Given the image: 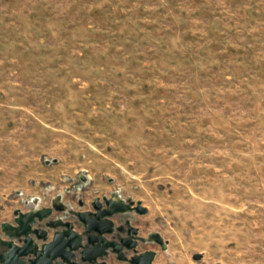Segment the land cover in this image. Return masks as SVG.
<instances>
[{
	"label": "rangeland",
	"instance_id": "rangeland-1",
	"mask_svg": "<svg viewBox=\"0 0 264 264\" xmlns=\"http://www.w3.org/2000/svg\"><path fill=\"white\" fill-rule=\"evenodd\" d=\"M116 196L152 264H264V0H0V223Z\"/></svg>",
	"mask_w": 264,
	"mask_h": 264
},
{
	"label": "flooded vegetation",
	"instance_id": "flooded-vegetation-1",
	"mask_svg": "<svg viewBox=\"0 0 264 264\" xmlns=\"http://www.w3.org/2000/svg\"><path fill=\"white\" fill-rule=\"evenodd\" d=\"M120 199L123 200V206L128 207L127 210H116L110 215H100L115 208L116 205H111L109 202L117 203ZM138 206L139 204L134 203V201H127L118 196L109 199L94 198L89 203L78 200L77 208L63 200L55 201L51 205L40 206L15 214L13 221L0 223V242L24 245L25 240L30 238L32 247H37L35 251H42L45 245H50L55 240L59 241V234L71 231L80 238L83 247L92 248L94 245H98L94 253L100 251V255L95 261L85 264H135L134 259L142 254L149 251L155 252L149 248L142 250L143 244L160 245L151 238L153 233H149L147 238L142 237L140 225L136 223V220L138 216L145 214L138 211ZM45 210L48 212L44 216L35 217L28 223L30 231L26 235L22 237L14 235L15 231L20 229L19 221L24 216L31 211ZM82 219L87 221L90 227L95 225L103 232L88 231ZM103 221H109L110 224L103 223ZM70 236L75 238L72 234ZM90 239L96 241L90 243ZM7 249V246H0V253H6Z\"/></svg>",
	"mask_w": 264,
	"mask_h": 264
},
{
	"label": "water",
	"instance_id": "water-1",
	"mask_svg": "<svg viewBox=\"0 0 264 264\" xmlns=\"http://www.w3.org/2000/svg\"><path fill=\"white\" fill-rule=\"evenodd\" d=\"M109 204L116 206L114 209L108 210L103 214L101 213L100 215H110L116 210L125 211L128 209V207L123 206V200L121 199L117 203L109 202ZM137 209L141 214H146L148 212V209L141 204H139ZM46 212H48V210L31 211L28 213L19 221L21 227L15 231L14 235L16 237H22L26 235L30 231V226L28 223L35 217L44 216ZM82 221L86 224L88 231L94 230L100 233L103 232L95 225L90 227L87 221L84 219H82ZM104 222L106 224H110L109 221H103V223ZM70 234H72L75 238L73 239ZM58 237H60L59 241L55 240L52 244L45 245L42 251H35L37 247H32V240L30 238L25 240L24 245H16L14 243L6 244L4 242H0V246H7L8 248L6 253H0V264H85L95 261L100 255V251L94 253L98 245H94L92 248L83 247L80 243V238L71 231L59 234ZM151 238L156 240L160 245L164 244V240L159 233H153ZM95 241L96 240L90 239L89 242L94 243ZM155 255L156 253L154 251H149L142 254L137 259H134L133 262L135 264H152ZM77 258H79V261H77ZM194 259H201V255H194Z\"/></svg>",
	"mask_w": 264,
	"mask_h": 264
},
{
	"label": "crops",
	"instance_id": "crops-1",
	"mask_svg": "<svg viewBox=\"0 0 264 264\" xmlns=\"http://www.w3.org/2000/svg\"><path fill=\"white\" fill-rule=\"evenodd\" d=\"M154 261V260H153ZM153 263V262H152Z\"/></svg>",
	"mask_w": 264,
	"mask_h": 264
}]
</instances>
